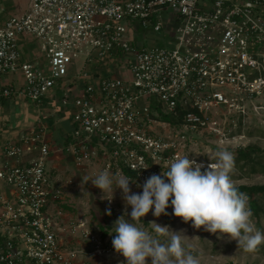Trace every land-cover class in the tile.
I'll use <instances>...</instances> for the list:
<instances>
[{
  "label": "built area",
  "instance_id": "2783aa9c",
  "mask_svg": "<svg viewBox=\"0 0 264 264\" xmlns=\"http://www.w3.org/2000/svg\"><path fill=\"white\" fill-rule=\"evenodd\" d=\"M26 1L24 13L0 25V78L10 77L0 84V103L20 97L40 104L57 94L74 128L56 152L77 167L102 160L101 171L119 170L143 185L167 171L172 157L185 156L199 135L231 139L237 123L228 128V117H246L251 104L264 103V0ZM168 26L174 47L135 44L137 34ZM31 40L42 45L46 62L23 49ZM80 58H121L123 71L70 74ZM180 106L188 109L181 124L160 119V111ZM4 149L13 164L0 167V264H76L79 250L69 248V238L100 253L84 221L68 223L62 206L72 181L47 167L45 125Z\"/></svg>",
  "mask_w": 264,
  "mask_h": 264
},
{
  "label": "rangeland",
  "instance_id": "374dc122",
  "mask_svg": "<svg viewBox=\"0 0 264 264\" xmlns=\"http://www.w3.org/2000/svg\"><path fill=\"white\" fill-rule=\"evenodd\" d=\"M28 6L26 0H0V10H3V21L21 15L25 12ZM171 11L168 10L163 14L164 21H168L171 16ZM171 25L173 23L171 22ZM172 27L168 26L162 32L156 33L152 30L146 32L145 36L137 34L134 40L137 46H165L174 47L175 41L171 35ZM133 34V33H132ZM28 48L33 49V52L41 57V62H46L45 54L42 52V45L34 40L28 43ZM121 58H116L112 61L103 60L100 63H85L82 58L76 59L74 64L70 67V74L77 75L80 70L88 69L90 73L98 72L101 75L114 74L117 75L119 71H123L120 64ZM110 68V71L108 70ZM61 87H65L62 85ZM60 101V100H59ZM61 112L68 116L70 110L66 111V107L61 102ZM46 109L45 107L43 110ZM63 110V111H62ZM59 111V112H60ZM52 114L55 110L51 111ZM67 112V113H64ZM43 114H46L43 111ZM52 122V119L48 118ZM74 127V121L71 119ZM224 124L225 121L223 120ZM222 122V123H223ZM235 128L232 131L231 139H226L224 136L206 135L202 134L196 138V141L190 143V148L186 152L187 156L195 157L198 160L211 161L209 156L213 159L211 162L216 163L214 157L215 151L219 148H225L232 151L235 155V169L231 176L236 186L239 185H255L264 184V155L254 156L256 171L252 170V164L244 158L239 160L237 150L239 147L246 148L256 146L264 149V103L259 109H255V104H251L250 110L246 117L237 118L234 115L228 117L226 126L229 128L233 123ZM223 125V124H222ZM62 156V155H61ZM68 161L66 162V159ZM59 163L56 161L47 164L51 173L63 181H72L71 186L66 192V204L64 205V213L67 216L68 223L76 224L79 221H84L85 226L92 230L98 240H100V253L95 252L94 245L87 240L81 238L68 240L70 249L79 250L78 262L76 264H126L125 258L118 254L113 245L112 239L114 232L115 221L124 215L125 202L122 198V190L117 189L114 198L111 201L103 199L104 193L101 189L92 184L91 180L95 178L102 170L103 161L99 160L96 163L84 168L77 167L74 159L71 156H64L60 158ZM57 164V166H56ZM166 179V178H165ZM133 193H140L139 188L130 184ZM171 203V202H169ZM111 210V216L107 214ZM131 207L127 208L128 213H131ZM168 215H161L159 218L153 215L150 211L143 219L144 227L153 235L154 225H149L152 222L159 224L162 227H167L174 232H181L188 236L186 238L187 244L191 245L190 251L200 258V264H264V245H261L255 253L245 252L238 248L236 241L229 240L227 235L213 234L205 231L203 228L195 229L191 222L184 223L179 217L173 214V208L170 206L167 209ZM125 219L131 220L130 215ZM255 227L258 230L264 231V216L259 218L252 217ZM105 235V236H104ZM162 243L167 242V237L161 235ZM147 264H151V259H148Z\"/></svg>",
  "mask_w": 264,
  "mask_h": 264
},
{
  "label": "clouds",
  "instance_id": "9594fccd",
  "mask_svg": "<svg viewBox=\"0 0 264 264\" xmlns=\"http://www.w3.org/2000/svg\"><path fill=\"white\" fill-rule=\"evenodd\" d=\"M214 157L217 162L207 167L187 155L172 157L167 171L151 175L143 185L137 184L142 187V194L132 192L130 184L136 181L119 170H103L91 180L108 201L113 200L117 189L122 190L125 213L115 221L110 235L115 251L125 258L126 264H147L149 258L151 264H200L183 231L174 232L155 222L149 225H154L156 235L145 229L142 218L150 211L157 218L168 215L170 206L184 223L191 222L193 228L213 234H226L245 252L255 253L264 245V231L255 227L249 197L239 191L231 178L234 153L221 147ZM209 158L212 161L213 157ZM107 214L111 216L110 209ZM129 215L131 220L125 219ZM161 235L167 237L166 243L161 242Z\"/></svg>",
  "mask_w": 264,
  "mask_h": 264
},
{
  "label": "crops",
  "instance_id": "0c3cea01",
  "mask_svg": "<svg viewBox=\"0 0 264 264\" xmlns=\"http://www.w3.org/2000/svg\"><path fill=\"white\" fill-rule=\"evenodd\" d=\"M2 23L3 15L0 14V25ZM28 43L27 41L23 42L22 46L28 54L32 55L35 52H33V49L31 50V48H28ZM8 82H10V77L5 76L0 78V84H6ZM59 100V96L53 92L40 104L30 103L26 99L20 97L0 103V167L5 163L13 164L12 159H9L5 155L4 147L6 143L9 141L16 142L21 133L27 132L40 124H44L46 127V137L52 150L48 162L49 164L54 161L59 163L63 154L56 152V150L64 145L65 137L69 135L74 128L71 121V110L66 108V111L70 110V115L67 112L64 113H67L68 116L63 114L60 111L62 107ZM44 107L46 109L43 110ZM52 110H55V113L52 114ZM43 111H45L46 114H43ZM48 118L52 119V122H49L50 120ZM65 159L67 162L68 159ZM58 165H60V163Z\"/></svg>",
  "mask_w": 264,
  "mask_h": 264
},
{
  "label": "trees",
  "instance_id": "16d2710c",
  "mask_svg": "<svg viewBox=\"0 0 264 264\" xmlns=\"http://www.w3.org/2000/svg\"><path fill=\"white\" fill-rule=\"evenodd\" d=\"M187 111L188 109H184L181 106L177 108L176 113H164L160 111V119L171 125H179L181 124L182 118ZM69 140L70 134L65 137L64 142L67 143L69 142ZM237 153L239 156V160H243L244 158H246L249 163L252 164V170L256 171L255 164L257 162L255 161L254 156L264 155V149L256 146H250L246 148L239 147ZM261 168L262 171H264V165ZM237 187L239 191L244 192L248 195L253 216L255 218H258L257 222L259 223V218L261 216H264V184L239 185ZM62 207L66 209L65 206Z\"/></svg>",
  "mask_w": 264,
  "mask_h": 264
}]
</instances>
